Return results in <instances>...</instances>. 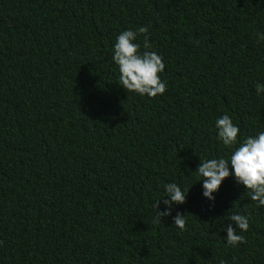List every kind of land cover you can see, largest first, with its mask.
<instances>
[{
    "label": "trees",
    "instance_id": "obj_1",
    "mask_svg": "<svg viewBox=\"0 0 264 264\" xmlns=\"http://www.w3.org/2000/svg\"><path fill=\"white\" fill-rule=\"evenodd\" d=\"M141 26L165 65L155 98L112 60ZM258 33L264 0H0V264H264V206L233 176L208 200L195 171L231 155L217 118L238 142L264 131ZM168 183L185 203L153 223ZM236 213L249 228L229 247Z\"/></svg>",
    "mask_w": 264,
    "mask_h": 264
},
{
    "label": "clouds",
    "instance_id": "obj_2",
    "mask_svg": "<svg viewBox=\"0 0 264 264\" xmlns=\"http://www.w3.org/2000/svg\"><path fill=\"white\" fill-rule=\"evenodd\" d=\"M148 32V28L144 26L136 31H122L116 37L112 60L118 66L119 85L125 91L155 98L167 90L166 82L162 81L159 75L164 71L165 65L162 56L149 50L152 46ZM141 35H143V48L145 49L143 52L140 51V44L135 42ZM257 37L258 41L264 40V33H258ZM255 90L257 95L264 92V84L257 83ZM215 127L217 139L231 150V155L227 159L223 157L200 159L195 171L200 177L199 181H202V195L214 201L213 193L219 190L223 180L233 176L236 183L248 190L251 201L257 202L258 207L264 206V131L238 142L240 129L234 125L228 114L217 118ZM164 192L165 195L152 204L156 210V219L153 223H160L162 217L169 216L174 204H184L188 190H182L176 183H168L164 185ZM163 197L168 198L163 199ZM161 203L165 206V210L157 211ZM232 222L235 223L236 228L232 227ZM173 225L181 231L187 230L184 214L177 212L173 217ZM248 228L249 218L247 216L239 213L231 215L226 225V245L236 247L245 243V237L237 234V229L240 232H246ZM219 264H225V261L221 260Z\"/></svg>",
    "mask_w": 264,
    "mask_h": 264
}]
</instances>
